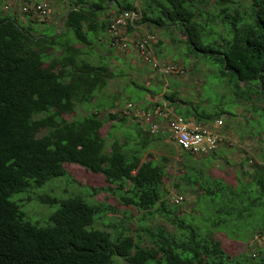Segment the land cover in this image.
<instances>
[{
	"label": "trees",
	"instance_id": "16d2710c",
	"mask_svg": "<svg viewBox=\"0 0 264 264\" xmlns=\"http://www.w3.org/2000/svg\"><path fill=\"white\" fill-rule=\"evenodd\" d=\"M250 1L249 14L229 16L224 7L232 0H214L227 33L220 41L207 32V22L198 21L213 19L203 11L211 0H140L137 6L135 0H69L62 26L42 32L0 12V264H112L115 257L126 264H264V246L258 257L230 258L212 232L243 241L264 234L263 161H252L235 186L188 168L184 184L197 185L212 212L192 226L177 215V206L167 208L163 179L169 178V158L141 164L167 135L151 133L146 124L124 128L129 121L125 113L101 119L100 109H113L117 97L109 104L96 103L95 112L81 118L63 117L91 103L113 77L106 65L85 60L81 49L108 33L110 19L102 16L109 9L138 10L139 24L175 27L191 54L215 66L217 79L230 87L236 100L252 104L255 97L264 99V0ZM163 98L176 102L173 93ZM141 101L149 104L144 111L161 105ZM179 114L186 119L192 115ZM108 121L112 132L123 136L111 138L109 149L99 133ZM64 164L100 174L106 186L90 189V195L103 193L132 208L139 214L136 229L129 234L120 229L112 241L111 233L90 227L95 216L113 210L105 203L87 204L79 196L43 199L58 205L48 224L27 221L10 198L67 176ZM156 217L161 223L153 228L145 224Z\"/></svg>",
	"mask_w": 264,
	"mask_h": 264
},
{
	"label": "rangeland",
	"instance_id": "374dc122",
	"mask_svg": "<svg viewBox=\"0 0 264 264\" xmlns=\"http://www.w3.org/2000/svg\"><path fill=\"white\" fill-rule=\"evenodd\" d=\"M139 3L140 0H135L136 6ZM34 4L44 7L46 15L43 18L33 13V10L27 13L28 16L22 11L25 6L33 9ZM250 4V0H232L231 4L224 8L229 16H233L235 12L247 15L250 11ZM69 8V0H0V12L3 15H12L23 25L30 24L39 32L47 30L49 27L60 28ZM220 10L221 7L216 6L214 0H211L210 5L203 11L213 19L211 21L204 18L198 19L202 24L207 22V32L213 31L210 32L211 36L218 41L227 37L223 19L218 18ZM115 14L113 9H109L102 18L111 19ZM145 34L153 35L157 40L153 47L155 58L160 62L175 64L183 69L184 73L176 79L178 80L176 86L181 90L180 103L187 104L189 109L182 110L181 114H193L207 126L215 125L216 119H221L223 125L219 127L218 132L220 134L227 132L232 138L228 139V142L220 143L217 150L210 155L191 156L190 158H183L182 152L166 138V141L159 144V150H151L141 159V163H144L145 161H155L156 157L163 155L169 158L165 168L169 178L163 179L167 208L172 211L177 206V215L182 220L192 226H198L201 224L199 221L207 215H211L212 212L208 203L203 200L202 192L197 185L188 187L184 184L183 177L188 172L187 169H197L204 177L220 179L235 186L238 177H242L244 171L249 170L252 161L264 162V99L255 97L252 104L236 100L230 87L217 79L215 66H212L210 61L195 57L188 51L185 38L178 29L175 27L158 29L151 25L139 24L128 33L131 43H128L127 50L110 48L112 51H109L104 48V46L106 47L104 41L99 43L102 40L95 42V45L93 44L91 47H81L86 53L85 60L94 66L106 64L113 73V77L101 92L94 95L91 103L77 106L73 114L63 117L67 121L81 118L90 112H95L96 103L109 104L113 97H117L114 108L110 109L108 106L101 108L99 117L104 119L108 113H125L129 116V121L125 123L124 128L130 123H138L141 127L144 125L140 118L134 116V112L126 110V106L129 103L135 105L142 99L141 89L145 86V82L140 81V74L146 73V70L140 67L145 63L139 58L135 43ZM104 37L100 36L99 38L104 39ZM145 66L147 67L146 64ZM150 69L152 70V68ZM147 73L152 75L149 76L151 81H146L148 85L150 82H154L155 75L158 73L156 70ZM173 76L177 78L176 75ZM167 80L172 82L170 76H167ZM111 124L110 121L106 122L99 132L102 138H106L107 149H109L111 138L120 137V140L123 139L120 132H112ZM149 154H152V157ZM64 169L67 176L53 178L40 188L18 193L10 198V201L18 205L27 221L38 226L48 224L49 216L57 210L58 205L47 204L43 202V199L54 198L60 201L79 196L87 204L105 203L113 210L107 215L95 216L90 227L111 233L112 241L115 240L120 229H124L126 234L132 233L136 229L139 224L137 221L139 214L132 208L119 205L115 198L103 193L95 196L90 195V189L106 186V182L100 174H92L74 164H64ZM176 196L183 197L179 204L174 203ZM159 223H161L159 217L145 222L151 228ZM212 232L214 239L230 258L258 257L259 250L264 246V234L243 241L232 239L225 232ZM112 264L126 263L115 257Z\"/></svg>",
	"mask_w": 264,
	"mask_h": 264
},
{
	"label": "built area",
	"instance_id": "2783aa9c",
	"mask_svg": "<svg viewBox=\"0 0 264 264\" xmlns=\"http://www.w3.org/2000/svg\"><path fill=\"white\" fill-rule=\"evenodd\" d=\"M33 9L23 7L24 14L33 13L40 17L46 15V11L42 5L34 4ZM142 16L140 11H122L116 13L110 20L108 26L109 45L114 50L128 49V43L131 40L128 33L132 28L137 27ZM157 43L153 35L145 34L135 44L139 58L152 70L162 76L176 75L181 76L183 69L167 62H160L154 56L153 47ZM153 110L144 111L137 105L129 103L126 110L134 112V116L140 118L150 127L151 133L159 132L167 135L168 138L177 149L186 152L191 156L204 157L214 153L220 143H224V134L218 132L219 127L223 125L221 119H216L215 125L207 126L203 122L195 121L194 119H186L180 115L173 114L172 109L167 101L161 99ZM183 200L182 196H176L175 204H179Z\"/></svg>",
	"mask_w": 264,
	"mask_h": 264
},
{
	"label": "crops",
	"instance_id": "0c3cea01",
	"mask_svg": "<svg viewBox=\"0 0 264 264\" xmlns=\"http://www.w3.org/2000/svg\"><path fill=\"white\" fill-rule=\"evenodd\" d=\"M107 34L105 35L104 39H100L102 41L98 40L97 42L100 41L99 43H101L104 41L106 43V47L104 46V48L109 49V51H112V49H110L111 47L109 45V34L108 35ZM129 56H131V55H129ZM136 63H137V61H136ZM101 65H104V64H100V66ZM140 67H142L144 70H146V73L144 72V73L140 74V76H141L140 81H142L143 83L145 82V86H143V88L141 89V91L143 93L141 97L144 98L145 101H150L152 103H156V102L160 101L161 99H164L163 98L164 94L173 93L176 95V102H174V104L169 103V105H171L170 108L172 109L173 114L180 115L179 113H181L182 110L189 109V106L187 104H182L179 101L181 90L179 89L178 86H176L177 82H178V80H176V79L180 78L181 76H177V78H176L173 75H168L172 78V80H171L172 82H168L167 76H162L160 74H157V75H155L154 82L151 83L150 77L152 75H149L147 72H152V70L148 67V65L146 67L145 64L140 65ZM148 80H150L149 81L150 83L147 85L146 81H148ZM135 105H137L138 108L140 107V109L149 108V104L148 103L146 104V102H143V101L135 103ZM186 115H190V114H186ZM192 115L189 116L187 119H194L195 121L202 122L201 119L195 118ZM224 137L226 140L225 142H228L227 141L228 139H232L227 132H226V134H224ZM165 141H166V139H165ZM167 141H168V139H167Z\"/></svg>",
	"mask_w": 264,
	"mask_h": 264
},
{
	"label": "water",
	"instance_id": "95a60500",
	"mask_svg": "<svg viewBox=\"0 0 264 264\" xmlns=\"http://www.w3.org/2000/svg\"><path fill=\"white\" fill-rule=\"evenodd\" d=\"M142 164V163H141Z\"/></svg>",
	"mask_w": 264,
	"mask_h": 264
}]
</instances>
